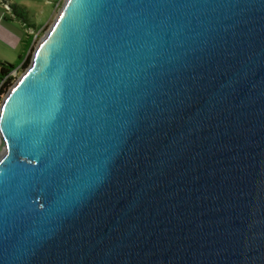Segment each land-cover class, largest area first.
I'll return each mask as SVG.
<instances>
[{"label": "water", "instance_id": "obj_1", "mask_svg": "<svg viewBox=\"0 0 264 264\" xmlns=\"http://www.w3.org/2000/svg\"><path fill=\"white\" fill-rule=\"evenodd\" d=\"M0 264H264V0H66L0 106Z\"/></svg>", "mask_w": 264, "mask_h": 264}, {"label": "rangeland", "instance_id": "obj_2", "mask_svg": "<svg viewBox=\"0 0 264 264\" xmlns=\"http://www.w3.org/2000/svg\"><path fill=\"white\" fill-rule=\"evenodd\" d=\"M22 8L25 16L34 24L33 28L27 30V33L33 36V48L30 51L32 57L35 48L41 39L48 33L55 22L66 0H5ZM8 11L7 6H5ZM26 71V70H25ZM24 71V72H25ZM19 71L17 79L24 73Z\"/></svg>", "mask_w": 264, "mask_h": 264}, {"label": "trees", "instance_id": "obj_3", "mask_svg": "<svg viewBox=\"0 0 264 264\" xmlns=\"http://www.w3.org/2000/svg\"><path fill=\"white\" fill-rule=\"evenodd\" d=\"M4 3V2H3ZM5 6L8 8L14 19L23 23L26 33L23 41V53L19 57L16 64L0 63V96L5 97L17 80L19 71H25L31 63L30 51L33 48V36L27 33V30L34 27L29 19L25 16L22 8L5 1Z\"/></svg>", "mask_w": 264, "mask_h": 264}, {"label": "crops", "instance_id": "obj_4", "mask_svg": "<svg viewBox=\"0 0 264 264\" xmlns=\"http://www.w3.org/2000/svg\"><path fill=\"white\" fill-rule=\"evenodd\" d=\"M4 4L5 0H0V63L16 64L23 53L26 30Z\"/></svg>", "mask_w": 264, "mask_h": 264}, {"label": "built area", "instance_id": "obj_5", "mask_svg": "<svg viewBox=\"0 0 264 264\" xmlns=\"http://www.w3.org/2000/svg\"><path fill=\"white\" fill-rule=\"evenodd\" d=\"M8 10V9H7ZM5 97H1L0 96V106H1V103H2V101H3V99H4Z\"/></svg>", "mask_w": 264, "mask_h": 264}]
</instances>
